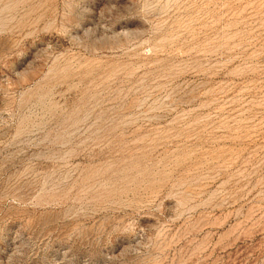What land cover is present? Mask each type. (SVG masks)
I'll return each instance as SVG.
<instances>
[{
  "label": "rangeland",
  "instance_id": "rangeland-1",
  "mask_svg": "<svg viewBox=\"0 0 264 264\" xmlns=\"http://www.w3.org/2000/svg\"><path fill=\"white\" fill-rule=\"evenodd\" d=\"M0 264H264V0H0Z\"/></svg>",
  "mask_w": 264,
  "mask_h": 264
}]
</instances>
